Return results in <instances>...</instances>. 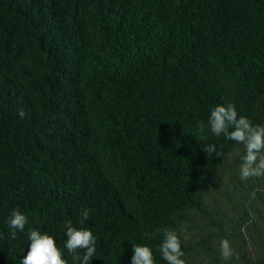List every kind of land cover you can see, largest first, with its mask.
Listing matches in <instances>:
<instances>
[{"label":"trees","instance_id":"16d2710c","mask_svg":"<svg viewBox=\"0 0 264 264\" xmlns=\"http://www.w3.org/2000/svg\"><path fill=\"white\" fill-rule=\"evenodd\" d=\"M228 103L264 125V0H0V264H20L30 229L79 264L66 220L95 237L90 264H131L133 245L167 264L163 227L184 260L199 246L220 264L210 243L233 231L240 263L264 264V177L239 181L238 218L206 203L243 147L208 125ZM198 214L216 231L188 245Z\"/></svg>","mask_w":264,"mask_h":264},{"label":"clouds","instance_id":"9594fccd","mask_svg":"<svg viewBox=\"0 0 264 264\" xmlns=\"http://www.w3.org/2000/svg\"><path fill=\"white\" fill-rule=\"evenodd\" d=\"M18 115L24 118L23 109L18 111ZM208 125L215 136L224 135L226 139L235 141L244 146L245 155L241 158L240 178L247 180L253 177H264V125L253 124L252 120L239 116L234 104L215 106L208 117ZM200 132L204 131V122L198 125ZM231 129V131H230ZM203 150L209 155L216 153L214 144H205ZM231 158L232 154H228ZM83 218L87 220L89 210H83ZM27 223L26 216L19 209H14L11 213L8 226L13 231L11 235L15 238L16 231L23 232ZM66 228L64 247L79 264H90L91 258L96 252V239L91 230L79 229L72 226L71 220H66L63 225ZM184 231V229H179ZM163 234L162 242L159 246L161 257L167 264H186L182 257L185 253L181 250V239L178 230L169 227L157 229ZM28 239L31 241L27 255L20 261V264H67L62 258L61 250L56 246L53 236L39 230H29ZM78 250H85L83 257L78 254ZM221 256L224 260H229L233 256V250L227 239L220 241ZM133 256L131 264H155L153 253L146 245H133Z\"/></svg>","mask_w":264,"mask_h":264},{"label":"rangeland","instance_id":"374dc122","mask_svg":"<svg viewBox=\"0 0 264 264\" xmlns=\"http://www.w3.org/2000/svg\"><path fill=\"white\" fill-rule=\"evenodd\" d=\"M242 150L237 152V155L235 156L234 161L231 163L232 171L229 172L225 177L221 179V184L216 188L215 190H212L210 193V196H208V199H206V203L208 205V209L211 208L214 210H221L224 212L225 219L232 218L234 219L235 216L234 213L237 215L239 211L237 210L238 206H245V203L240 202V193L245 194L246 196H249L248 194V183L251 182V185L254 183L252 181L258 180V178L253 177L248 179V181H245L242 183V187H239V181H241L240 178V165L242 163V157L245 155L244 146L241 148ZM242 151H244L242 153ZM259 179H263L259 177ZM215 199V204L211 207V201ZM219 206V208H218ZM211 211V210H210ZM222 213V212H221ZM197 220L192 223V225L189 226L184 232L183 236L186 239L185 242L188 245H193L196 241H199L204 237L205 235L209 233H213L216 230L210 227L208 224L205 225V220H203V216L200 214L197 215ZM241 228H239L240 230ZM238 230V231H239ZM242 231V229L240 230ZM233 231H229L228 233H225L223 235L216 236L211 241V246L215 253L217 254V259L220 264H241L239 260V255H237V245L240 243L234 238H230V234ZM222 239H227L230 242L231 248L233 250V256L229 260H224L221 256L220 251V241ZM254 251V250H252ZM252 255H255V252L252 253ZM186 264H212V259L209 254L205 251V249L195 246L186 256L185 258Z\"/></svg>","mask_w":264,"mask_h":264}]
</instances>
